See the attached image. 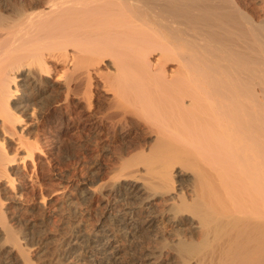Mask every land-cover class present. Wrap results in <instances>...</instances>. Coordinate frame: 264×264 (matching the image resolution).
<instances>
[{
    "label": "bare ground",
    "instance_id": "obj_1",
    "mask_svg": "<svg viewBox=\"0 0 264 264\" xmlns=\"http://www.w3.org/2000/svg\"><path fill=\"white\" fill-rule=\"evenodd\" d=\"M0 264H264V0H0Z\"/></svg>",
    "mask_w": 264,
    "mask_h": 264
},
{
    "label": "rangeland",
    "instance_id": "obj_2",
    "mask_svg": "<svg viewBox=\"0 0 264 264\" xmlns=\"http://www.w3.org/2000/svg\"><path fill=\"white\" fill-rule=\"evenodd\" d=\"M65 145L66 146L62 145V149L60 148V151L63 150L64 152L63 151L62 152L58 151V157L61 154L60 157L63 158V160H64V163L62 165H60V167H63V168L66 167L69 170H74V168H75L77 173L86 174L88 172H92L99 163L100 164H102V162L104 164L105 163L106 164L107 163L108 164L113 163L112 162V156L117 153V150H118L117 147L121 146V141H117V140L116 141H112L111 145H109L108 147L105 148L106 150L105 149L101 150L99 148H94V147L90 146L89 144L87 146L88 150L84 151V150H81V148H78L75 151L82 158V159L80 158V162L81 163L77 162L76 160H74L71 157L67 156V155H69L68 154L69 152H67V151L71 150V144H68V145L65 144ZM104 151H106V152H104ZM108 156L110 157L111 160L109 159ZM80 206L82 207L83 205H80ZM91 208L92 209L89 210V213L85 212L84 206L82 208H79L81 210L78 209L82 213L85 212L84 213L85 216L83 217V218H85L84 219L85 221L82 222L83 221L82 218H81L82 220L80 221V224L81 223L84 224V225L81 224V226L84 227L85 229H87L85 231H91L93 229V227L95 228L96 224L102 219V212H101L102 208L101 207H97L95 204ZM62 213L58 214V215L57 214L55 215L53 213H50L51 214L50 215V214L46 213L47 214V217H46L47 219H46V222H45L46 224H45V226L43 228L44 231L46 230L45 232L52 233V235L54 236V238H55L54 242L57 245L55 247L54 251L57 252V253H60L64 249L67 239H69V237L71 236L70 234H72L70 231L73 230L74 224L76 223V221H75L76 217H74V213L73 212H70L68 210L67 211L64 210V212H62ZM48 215H50V216H48ZM40 217H41L40 215H37L35 218H40ZM88 229H90V230H88ZM31 243L32 242L30 240L27 241L28 245H30ZM118 244L121 245L122 248L123 247L124 248L127 247V246L123 245L121 242H118ZM34 246H36V245H34ZM34 246L29 247V250H30V252L32 254H33V251L36 250V248H37V247H34ZM137 246H139V245H137ZM136 247H133V249L135 248L134 250L137 251L139 249V247L138 248H136ZM129 248H131V247H129Z\"/></svg>",
    "mask_w": 264,
    "mask_h": 264
}]
</instances>
